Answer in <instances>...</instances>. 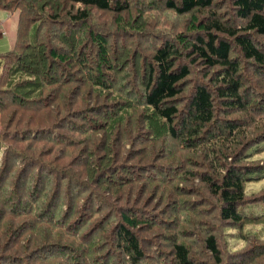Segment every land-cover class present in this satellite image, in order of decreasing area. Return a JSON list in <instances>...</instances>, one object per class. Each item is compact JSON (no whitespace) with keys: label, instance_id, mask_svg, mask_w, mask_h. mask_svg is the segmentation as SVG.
Masks as SVG:
<instances>
[{"label":"trees","instance_id":"trees-1","mask_svg":"<svg viewBox=\"0 0 264 264\" xmlns=\"http://www.w3.org/2000/svg\"><path fill=\"white\" fill-rule=\"evenodd\" d=\"M220 4H226L223 11ZM141 7L134 17L129 0H0V8L17 13L14 45L0 54V206L8 216L33 217L25 228L55 242L47 245L61 249L66 264L79 250L92 261L90 249L96 264H109L113 250L123 254L121 261L113 257L117 264H142L147 238L138 230L151 222L127 214L134 210L157 217L155 234L169 239L167 249H158L171 261L166 264H252L264 256V184L250 185L264 181V0H163L165 12L185 16L184 29L161 32L168 37L156 38L145 72L112 66L94 14L113 17L121 35L142 42ZM70 67L78 78L71 79ZM194 67L203 73L192 85ZM124 71L144 86L135 95L140 101L117 99L124 88L116 73ZM130 84L127 95L137 89ZM129 108L136 113H126ZM16 127L31 135L18 139ZM112 163L130 175L123 191L120 184L112 189L119 180L97 177L101 167L106 177L113 174ZM161 171L166 178L157 175ZM31 197L26 210L11 208L30 204ZM173 205L185 216L211 218L204 227L215 226L217 217V226L227 230L222 237L243 246L227 254L222 245L228 240L213 231L202 237L211 262L196 257L182 239L191 233L179 228L185 221L175 219ZM18 227L5 233L16 229L22 238Z\"/></svg>","mask_w":264,"mask_h":264},{"label":"rangeland","instance_id":"rangeland-1","mask_svg":"<svg viewBox=\"0 0 264 264\" xmlns=\"http://www.w3.org/2000/svg\"><path fill=\"white\" fill-rule=\"evenodd\" d=\"M129 5H130V9L133 10L132 14L134 17H137L135 9L136 7H141L144 6L142 8V12H141V16L143 15V20L145 23V34H142L141 37L142 39H144L143 41L146 43H143V41L141 42L139 38L136 37V35L134 34H126L127 32H125L124 34L121 35L122 32H120L121 30L116 29L115 25H114V19L113 17H109V15H104L101 12H95L94 14V19H97V23L98 26L96 27L97 29H100V31L98 33H100V35L106 40V45H107V51L110 53V63L113 64L112 66H115L118 68V66L123 63V66L126 67H132L134 69H142L147 70V65H148V60L151 59V56L153 54V46L155 45V40L156 38H162L165 39L167 38V34L161 33L162 31H166L167 33L170 32H176V31H181L184 29V24H185V16H177L175 15L173 12H165L164 7H163V0H129ZM225 5L226 4H220L221 10L223 11L225 9ZM40 13H42V11H39ZM226 13V12H225ZM36 19L40 20V15L37 11L34 13ZM45 19V18H44ZM126 19L128 20L129 18L126 17ZM137 19V18H136ZM41 21V20H40ZM185 21V22H184ZM44 24V21H41ZM16 25H17V13H11L5 9L0 8V33H4L3 35H0V54H3L5 52H7L9 49H11L14 45L15 42V35H16ZM101 30L106 31L105 33L102 32ZM60 31V30H59ZM53 32L57 33L58 29L57 27L53 28ZM31 33V32H30ZM170 35V34H168ZM70 37V35H68L67 39ZM47 41V39H45V42ZM150 42V43H149ZM134 43V44H133ZM134 52L130 58L129 55ZM126 53L127 57L126 60L121 61V59L123 58V56H121L122 54ZM134 56L136 57V62L133 61ZM125 58V57H124ZM95 60L92 61V63ZM42 68L46 67V64H41ZM71 69V70H70ZM75 67H70L69 70L70 72L73 74L71 79H75L79 77L78 72H74ZM129 69V68H127ZM142 70H140L138 72V75L140 73V75H142ZM194 74H192V76H190V80L188 81L189 84L192 83V85L196 84L199 79L196 78V76H200L203 72L200 68H195L194 67ZM199 71V74H198ZM126 71L122 73H116L117 74V80L119 81V83L123 86L124 90H122L121 92V96L117 99L120 100H128V102H132L134 101H140V99L137 98V96L135 95H140L143 92L144 86H140L137 87L138 82L137 80H135L134 78H132L131 76V72H128L125 75ZM252 73L250 71H248V73H246V75L251 78ZM125 75V76H124ZM136 74V76H138ZM52 76L53 77H57L59 78L58 73H56L55 68H52ZM262 78H264V70H261V75ZM61 78V77H60ZM14 80V79H13ZM127 80L129 82H127ZM132 80V84L137 87V89L135 91H133V93L130 91L129 89V93L127 95V93H124L125 90H127L128 88L131 87L130 81ZM134 80V81H133ZM143 82L145 83V80L147 79H142ZM13 83V81H12ZM188 84V85H189ZM187 86H185L186 88ZM190 89V88H189ZM261 89V88H260ZM185 98L190 94V91H185ZM2 98H0L1 100ZM133 99V100H131ZM140 103V112L142 113H146L147 114V109L145 108V106ZM120 104V103H119ZM117 104V105H119ZM260 108H263L262 106ZM136 113L133 109L129 108L126 113ZM104 114V113H103ZM110 114V113H109ZM95 119V116L92 115ZM135 118H137L136 120H140V118L142 119L145 116H140L139 119L138 117L134 116ZM97 119V118H96ZM144 120V118H143ZM85 123H82L81 126H84ZM2 123H1V115H0V136H4L3 130L1 128ZM13 126V125H12ZM9 129H11V127L8 125ZM14 128V127H13ZM19 128L22 133L20 135H18V139H26L28 136H30V132L28 130L23 131L22 127H16ZM28 131V132H27ZM6 141V140H5ZM7 143V142H6ZM22 151L24 153H29L31 150L30 149H25L23 150V146H20ZM264 153V152H262ZM0 156H1V150H0ZM135 157V155H134ZM136 160V158H134ZM126 162H130V161H126ZM125 163V161H124ZM120 164V163H119ZM118 163H112L111 165V172L113 174H107L106 175L109 177H106L104 175V171H102V167L100 168L99 171H101L100 173L97 174L98 179L103 180L105 182L111 180L113 182L118 181L116 184L117 185H113L112 189L114 188V186H118V184H120L121 186H119L120 191H123L124 189H126L128 186H126L127 184L124 182L125 179H127L130 175L126 172H121L119 171V168H117V166H121ZM123 165V164H122ZM122 167V166H121ZM79 169V168H77ZM157 173V172H155ZM142 174V173H141ZM158 176L162 177V179L166 178L167 172L165 171H161L157 173ZM95 178V175L93 176V179ZM263 183L258 184L257 186L253 187V184H250L251 187L253 189H258V187L263 186ZM79 184L76 182L72 183L73 189H77L79 188L80 190V186H78ZM260 185V186H259ZM106 193H110L107 190H104ZM74 191H72L73 193ZM76 193V192H75ZM251 196H253L252 193H250ZM73 196V195H72ZM32 199V200H31ZM30 199V204L27 203L26 206L24 205H14L12 204L11 208H14V210L16 211H20V210H26V208H29L33 198L31 197ZM199 199V201L202 198H197ZM13 203V202H12ZM263 206H264V200H262ZM175 205L171 206L170 210L172 212H176V218L179 222H180V217L184 218L185 222H181L179 228L182 227V230H187L188 233H191V235H184L182 237V239L185 241V243L187 242L189 244V251L191 254L195 255L196 257H205L208 258V261L211 262L212 258L209 257L208 252L205 251L204 247H203V243H202V237H205V235H207L208 233H212L213 231H216V233L218 234L219 237L224 238L223 240H228L227 242H224V246L223 250L227 251V254L230 253V251H228L227 249H230L231 251H234L235 249H238L240 247L243 246V243L240 242L239 244L234 243V241L232 240V238H226V236L222 237V234L226 233V229L223 230V227H218L217 224L219 225L218 221H217V217H213V221L216 223L215 226H211V227H204L206 225H210L212 223V219L211 218H204L203 216H199L200 214H196L194 212H191L190 214H187L186 216L184 214H180L178 213L180 211V209L178 208V206L174 207ZM203 208L202 204H200V207L196 208ZM151 210L155 211L154 208H151ZM0 211H2V214L4 216L3 218V222L0 223V264H66L64 262V253L62 252L61 249H57L54 250V244H51V247H48V243H55L52 241H47V239H45L46 241H43V239L41 237H36L35 236V231L32 232L29 231L28 229L25 228V226H27L29 223H31V220H34L33 217H28V218H18L15 215H10L8 216L9 210L6 208H2V206H0ZM1 214V215H2ZM128 215H140L143 218L148 219L151 222V225L149 226V228H143V230H141V228H139L138 233L143 235L145 238V243H143V247L146 251V256L143 260H142V264H161V263H170L171 261L167 262L169 260V258L164 255L159 253L158 249L160 250H164L167 249L168 247V243L166 241V239L169 241V239L166 237H161L159 234H155L157 232H159V229L157 228V217H148L142 213H138L135 210L134 211H127ZM0 215V216H1ZM2 216V217H3ZM209 215H207L206 217H208ZM203 217V218H200ZM201 220V221H200ZM19 225L18 228L22 229V238H18L20 237V233H17V226ZM202 225V226H200ZM16 226V229L14 231V234H12L15 238L12 237L11 233H5L7 231V228H14ZM56 228V227H55ZM103 232L106 230L105 227L102 226V228L100 229ZM102 232V233H103ZM168 232V231H167ZM170 233H173V231H169ZM106 233V231H105ZM176 234H170L169 236L173 237ZM11 239V240H10ZM175 239L177 241L178 240V236L175 237ZM87 241H91L90 238H87ZM156 244L157 247H154L153 244ZM232 245V246H230ZM245 247V245H244ZM77 248H79V246H75L74 249L77 250ZM92 248V247H91ZM90 249V248H89ZM200 249V251L198 250ZM245 249V248H243ZM74 250V251H75ZM23 251V253H22ZM151 251L150 255L149 252ZM120 251H115L113 250V253H111V255L109 256L111 259H109V264H117L116 261L114 260V258L118 257L119 261H121V257L122 255L119 253ZM202 254H205L204 256ZM67 255V254H66ZM13 256H19L21 258L18 259L17 262H10L11 258ZM42 256H47L44 257L45 259H41ZM89 257L92 261H88L87 259H84V251L83 250H79L77 251V257L75 259L72 258L71 256V260L70 261H66L67 264H96L98 263V261L94 258V255L90 249V254ZM114 257V258H113ZM199 257V258H200ZM229 257H231L229 255ZM228 257V258H229ZM239 257V256H238ZM233 260V257L230 259V261H236L238 262V258ZM165 263V264H166ZM252 264H264V256H262L261 258H255V260L253 259Z\"/></svg>","mask_w":264,"mask_h":264},{"label":"built area","instance_id":"built-area-1","mask_svg":"<svg viewBox=\"0 0 264 264\" xmlns=\"http://www.w3.org/2000/svg\"><path fill=\"white\" fill-rule=\"evenodd\" d=\"M4 33H0V35H3Z\"/></svg>","mask_w":264,"mask_h":264}]
</instances>
